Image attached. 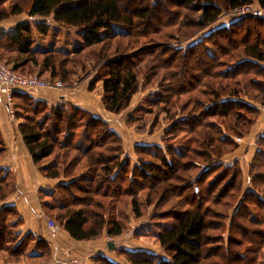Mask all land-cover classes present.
Instances as JSON below:
<instances>
[{"label":"trees","instance_id":"obj_1","mask_svg":"<svg viewBox=\"0 0 264 264\" xmlns=\"http://www.w3.org/2000/svg\"><path fill=\"white\" fill-rule=\"evenodd\" d=\"M5 1L0 22L51 16L83 29L70 51L34 46L28 20L0 31V60L13 71L71 87L79 69L88 75L90 60L88 89L100 81L101 102L113 114L130 106L141 84L156 86L127 124H139V135L160 134L159 142L135 144L134 159L91 112L50 105L30 94L36 89H13V117L32 163L56 182L37 191L46 215L76 241L117 237L129 219L144 217L132 234L152 238L163 255L115 246L123 264H264V133L255 136L246 187L240 161L226 160L264 107V13L216 23L242 5L264 12V0H13L6 10ZM119 24L126 29L113 31ZM36 25L46 32L47 24ZM195 160L205 164L200 173H192ZM15 190L10 172L0 168V259L47 263L48 240L21 232L17 208L4 203ZM90 261L116 264L103 254Z\"/></svg>","mask_w":264,"mask_h":264},{"label":"crops","instance_id":"obj_2","mask_svg":"<svg viewBox=\"0 0 264 264\" xmlns=\"http://www.w3.org/2000/svg\"><path fill=\"white\" fill-rule=\"evenodd\" d=\"M27 19H29V17L25 14L12 16L0 22V31H9L18 21ZM37 20L40 21V18ZM88 85L89 82L85 80L81 83L75 82L71 87H65V89H36L30 91V94L35 98L46 101L50 105L70 103L91 112L94 116H97L104 121H107V117L119 115L107 112L104 109L101 102L102 85L100 81L96 83L95 88L92 90L88 89ZM259 112V117L253 125L250 133L242 139V144L250 146L249 152L252 154L255 148V136L264 133V107L260 108ZM18 123L19 121L17 119L9 116L4 102L0 99V133L4 142V153L0 157V168L10 172L12 180L16 186L15 193L11 194L4 203L14 204L17 208L19 216L22 219V223L19 227L21 232L42 234L44 238L48 240L51 251V259L48 263L56 256H64L79 258L81 264H91L90 258L92 255L103 254L116 264H123L124 260L121 257H118L114 250L107 248V242L111 240H113L114 246L117 247L145 250L158 255H163V251L158 244L145 237L137 239L133 238V234L127 235L123 232L117 237H111L104 234L96 240L76 241L62 228L58 233V239L63 244L64 248L60 250L54 249V241L50 239L46 226V221L49 218L39 203L37 191L40 188H48L56 182L44 178L39 173L37 167L32 163L31 157L27 152L19 133ZM113 130L115 132L117 131L116 133L121 136V132L115 129ZM135 144H137L136 140H134L128 148L123 144L124 156H129L134 159L133 146ZM239 148L226 156V160L242 158Z\"/></svg>","mask_w":264,"mask_h":264},{"label":"rangeland","instance_id":"obj_3","mask_svg":"<svg viewBox=\"0 0 264 264\" xmlns=\"http://www.w3.org/2000/svg\"><path fill=\"white\" fill-rule=\"evenodd\" d=\"M12 3H13V0L5 1L2 4V8L6 10V9H8V7ZM75 3L76 2H74V1L73 2H62L59 5L58 9H62V8H66V7L75 5ZM229 17L230 16H228V12H224L220 16L219 20L216 23L219 25L223 24L225 22V20H227V18H229ZM35 18H37V19L40 18V21H38ZM27 20H29V23L31 25L30 30H31L34 46H39L42 48H53L56 50L59 49L61 51H70L72 49V47L80 44L82 41L81 40V34L83 32V29L81 27H69V26H64V25H58V24L53 22L51 16H49V17L34 16V18L29 17V19H27ZM38 23L47 24V29H46L45 33H43V31L38 27V25H36ZM216 23L212 24L209 27H206L205 29H203L202 32L208 31V29L217 25ZM125 29H126V26H124V25H120V24L119 25H112L113 31H124ZM192 40L193 39L182 40V41L178 42V44L180 46H185L188 43H190ZM172 44L174 45L175 43H172ZM1 62L4 63L3 61H1ZM86 65L88 66V70H89L88 75H86V76L83 75L84 72H82L79 69L78 75L75 76V82L76 83H81L85 80H87V82H90L92 80V78H93L92 74H94L95 68L92 66V62L90 60L86 61ZM33 74H36L37 76H39L36 72ZM33 74H30V75H33ZM39 77L42 79H46V80L52 79V78H46L45 76H39ZM56 80H58V79H56ZM62 84H63V88H61V89H65V87H69L68 85H66L64 83H62ZM95 86H96V84H94V88H95ZM155 87H156L155 84H153V85L141 84L137 93L134 94L130 106L124 112L119 113V115H117V116L113 115V117H107V119H106L107 121H105L106 123H108V125L111 128L118 130L119 132L122 133L120 137L122 139V143L125 145L126 148L130 147L134 140H136L137 143L159 142V135L160 134L157 133V134H153V135H145V134L139 135L138 133L136 134V126H137V132L141 131L139 124H134L131 126H129L127 124L128 115L132 112V110H134V108L137 105H139L141 102H143L142 101L143 99L147 98L151 92L155 91ZM42 89L48 90L50 88H42ZM259 114H260V112H259ZM237 139H239V140H237ZM242 139L243 138L236 137L235 141L240 144L239 149H240V155L242 158H238V160L240 161V164H241V167L243 170V180H244V185L246 187L247 184L249 183V179H248V176L246 173V171H247V165L246 164L249 161V159L251 158L252 153L249 152L250 146H246L245 144H242ZM195 162H198V163L205 166V164L199 160H195ZM199 167L200 166H197V169H193L192 173H194V172L198 173ZM53 196H54V198L58 199V196L56 193ZM46 200H48V202H51V198H46ZM150 210H151V208H148L147 212H149ZM48 218L55 221L52 217H48ZM143 218H139L137 220L129 219L128 227L126 228L125 231H127L131 227L133 228V231H134V229H136V226H138V224H141V223L143 224L146 222L145 219H143ZM149 236L150 235L148 234V237ZM133 238H135V237L133 236ZM148 240L153 241L152 238H148ZM111 241L113 242V240H111ZM0 263L5 264L4 259H0ZM21 263H23V264H35V263L27 262V261H23ZM40 264H48V262L47 263H40Z\"/></svg>","mask_w":264,"mask_h":264},{"label":"built area","instance_id":"obj_4","mask_svg":"<svg viewBox=\"0 0 264 264\" xmlns=\"http://www.w3.org/2000/svg\"><path fill=\"white\" fill-rule=\"evenodd\" d=\"M263 11L253 5H242L238 6L228 12V16L236 18L241 16H261ZM14 88H27V89H42V88H53L61 89L63 84L56 79H42L36 74L33 75H22L13 71L8 65L0 61V98L3 100L4 104L7 107L8 113L11 118L13 117V100H12V91ZM239 140V139H237ZM196 166L199 167V173L204 169V165L194 162ZM193 190L197 191L196 184L193 185ZM47 232L52 241H54V249L60 250L63 247V244L58 239V233L61 230V227L58 223L52 219L46 221ZM127 235H132L133 228L131 227L125 232ZM23 264V263H16ZM40 264V263H35ZM48 264H81V260L75 257H64L56 256Z\"/></svg>","mask_w":264,"mask_h":264},{"label":"water","instance_id":"obj_5","mask_svg":"<svg viewBox=\"0 0 264 264\" xmlns=\"http://www.w3.org/2000/svg\"><path fill=\"white\" fill-rule=\"evenodd\" d=\"M201 22V20H199ZM114 243L112 241H108L107 242V248L110 249V250H113L114 249Z\"/></svg>","mask_w":264,"mask_h":264}]
</instances>
